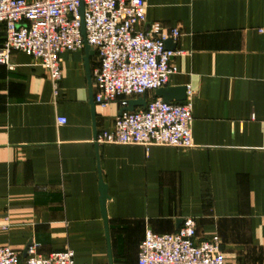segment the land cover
Listing matches in <instances>:
<instances>
[{
    "label": "crops",
    "instance_id": "0c3cea01",
    "mask_svg": "<svg viewBox=\"0 0 264 264\" xmlns=\"http://www.w3.org/2000/svg\"><path fill=\"white\" fill-rule=\"evenodd\" d=\"M145 3L143 29L180 32L165 45L181 52L165 88L194 92L193 147L97 145L121 108L92 114L95 53L91 85L84 48L60 56L56 94L43 68L11 53L0 65V247L137 264L146 227L173 233L192 219L197 240L219 238L223 264H264V0Z\"/></svg>",
    "mask_w": 264,
    "mask_h": 264
},
{
    "label": "built area",
    "instance_id": "2783aa9c",
    "mask_svg": "<svg viewBox=\"0 0 264 264\" xmlns=\"http://www.w3.org/2000/svg\"><path fill=\"white\" fill-rule=\"evenodd\" d=\"M145 21V0H0L4 29L0 65L11 68V53L25 54L47 72L56 94L62 75L60 56L82 51L87 44L96 56L95 105L117 103L123 110L129 100L146 98L144 108L122 111L94 142L190 149L193 90L187 88L185 100L177 104L147 98L166 87L177 72L173 59L181 52L168 50L165 42L177 40L180 32H164L157 23L143 29ZM57 124H65V119H57ZM0 228L7 230L8 225ZM38 250V244H31L23 259L20 252L0 247V264H76L70 249L46 256ZM137 264H223L221 243L217 236L197 240L192 219H185L173 233L157 234L146 227Z\"/></svg>",
    "mask_w": 264,
    "mask_h": 264
},
{
    "label": "water",
    "instance_id": "95a60500",
    "mask_svg": "<svg viewBox=\"0 0 264 264\" xmlns=\"http://www.w3.org/2000/svg\"><path fill=\"white\" fill-rule=\"evenodd\" d=\"M80 20H81V34L84 37V28H83V21H82V14H83V7L81 6L80 10ZM170 41H166L165 45L169 44ZM84 50H85V58H84V67L86 71V76L87 80L89 82V85H91V73H90V65H89V57L94 55L93 50L87 45H84ZM155 97L160 98L164 103H172L173 101L175 102H183L185 100L186 96V89L185 88H161L158 89L154 92ZM90 104H92V114L94 115L93 108H94V101H93V95L92 92L90 93ZM146 106V98L145 97H139L137 99L129 100L128 101V106L121 110L119 112V115L122 111H129L133 112L135 108H144ZM100 202H101V208H102V217L104 222L106 223V213H105V204L108 199L107 192H106V187L105 185L101 182L100 184ZM183 223V221L181 222ZM29 246V245H28ZM28 246L25 248L22 257H26V251Z\"/></svg>",
    "mask_w": 264,
    "mask_h": 264
}]
</instances>
